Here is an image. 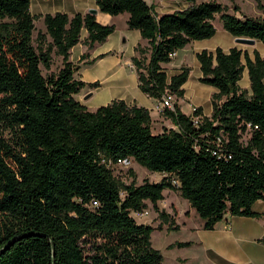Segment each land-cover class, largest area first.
<instances>
[{
	"label": "trees",
	"instance_id": "1",
	"mask_svg": "<svg viewBox=\"0 0 264 264\" xmlns=\"http://www.w3.org/2000/svg\"><path fill=\"white\" fill-rule=\"evenodd\" d=\"M30 1L0 0V264H162L150 243L154 228L132 214L147 203L156 208L165 190L176 191L206 231L225 215L264 219L252 209L264 201V58L257 51L195 53L197 81L216 90L210 116L201 107L185 115L174 105L161 113L174 128L153 133L143 107L112 100L90 112L76 99L99 83L78 79L72 48L81 43L91 50L115 27L88 13L45 14V33L33 42ZM93 1L102 14H126L127 29L146 41L131 64L138 90L153 100L183 98L191 69L168 76L165 66L190 43L212 38L216 17L234 40L264 46V13L237 16L236 6L231 14L214 1L184 0L183 10L155 14L145 0ZM256 3L264 10V0ZM52 54L61 59L56 72ZM244 71L248 89L239 86ZM119 161L164 177L125 184L111 169ZM157 213V230L164 223L178 229L168 214Z\"/></svg>",
	"mask_w": 264,
	"mask_h": 264
},
{
	"label": "rangeland",
	"instance_id": "2",
	"mask_svg": "<svg viewBox=\"0 0 264 264\" xmlns=\"http://www.w3.org/2000/svg\"><path fill=\"white\" fill-rule=\"evenodd\" d=\"M203 1L219 3L226 7L231 14L234 13L232 7L236 6L240 10V13L236 14L237 16L244 15L252 18H261L264 13V10L257 6L256 0H200L199 2ZM146 2L153 7L155 14L171 13L187 7L184 0H146ZM30 12L37 17L34 21V32L32 34L34 42L38 33H45L43 25V16L45 14L64 12L70 16V0H31ZM98 16L99 19H102L106 15L98 13ZM126 19V14L116 17L107 16L105 25H113L115 31L105 43L97 45L91 51H88L86 46L79 43L71 50L69 61L80 66L78 79L86 83H99L98 87L90 90L84 88L76 95V99L90 112L114 99L123 98V96L127 95L131 96L136 91L139 92L136 73L131 71L132 65L130 63L131 59L137 56L135 49L138 46L143 47L139 43L143 39L140 37L136 40V37L132 34L133 32L127 29ZM213 25L216 33L212 38L190 43L184 49L178 51L173 56L171 63L165 66L168 76L177 74L182 66L191 69L186 84V89L191 99L189 103L184 104L185 110H189L188 104H193L194 101L199 102L205 112L210 108V104L207 103V93L198 89L201 84L197 81L200 71L194 57L196 52L202 49L214 50L217 47L228 51L230 48L236 47L247 51L249 54L255 50L264 58V46L262 44L258 42H255L253 46L236 44L235 40L222 28L218 17L215 18ZM87 52L89 56L85 60L78 62L81 55ZM103 54H107V56L96 60L92 65L85 64V62ZM127 62L130 63L127 65ZM60 67L61 59L52 54L51 72H56ZM239 86L242 89H248L249 87L246 71L242 73ZM209 89H212L213 92L215 91L213 88ZM85 97L88 98L84 101ZM147 106L153 108V104L150 102H147ZM150 116L155 119L152 123V132L159 133L163 128L160 126L159 120L156 119V113L150 111ZM8 136L9 134L5 132V137ZM111 169L113 175L125 184L130 183L132 180L135 181L136 185H140L144 181L159 182L164 177L160 173L149 172L132 161L117 163L112 165ZM130 171L133 177L130 175ZM161 210L174 220V226H178V229L168 230V223H164L161 230H157V227L161 224L157 211ZM132 217L136 223L150 225L154 228L150 243L151 247L161 254L162 264H224L223 261L227 259L239 260L240 255L233 251L232 247L224 243L217 244L218 235L216 231L203 230L202 220L176 191L165 190L164 200L158 203L156 208L147 203V208L142 213H133ZM178 243L187 245L179 248L177 246Z\"/></svg>",
	"mask_w": 264,
	"mask_h": 264
},
{
	"label": "crops",
	"instance_id": "3",
	"mask_svg": "<svg viewBox=\"0 0 264 264\" xmlns=\"http://www.w3.org/2000/svg\"><path fill=\"white\" fill-rule=\"evenodd\" d=\"M89 9H94L97 11L96 15H95L97 22H99L102 25L106 24L107 16H109V15H106V16L102 17V19H99L98 13H100V12L98 11V8L96 7L94 1H91V0H70V16H72L76 13L85 14V13H87V11ZM62 13H64V12H62ZM127 18H128V16H127ZM126 21H127V19H126ZM84 32H85L84 30L81 32V40H83L86 37V32H85V34H84ZM130 32H133L132 34H134V36L136 37V40H138V38H140V35L137 31H130ZM139 43L142 46L146 45L145 40H140ZM96 47L97 46H95L93 49H95ZM93 49H91V50H93ZM91 50H88V51H91ZM202 50H204V49H202ZM207 50L213 51V50H209V49H207ZM87 54H88V52H87ZM128 63H130V62H127L126 64L128 65ZM131 71L134 72L133 66L131 68ZM197 77L199 78L200 76H197ZM186 84H187V82L182 87L184 89L183 98L182 99H176L174 96H172L171 97L172 105L173 106L177 105L179 110L185 115L191 114L193 108L201 107L203 115L204 116H210V114L212 112L210 99H211V95L214 94L216 92V90L213 88L215 90L213 92L212 89H209L212 87H209V86L204 87V85H201V87L198 88L199 90H202L205 93H207V96H208L207 103L210 104V108L208 109L207 112H205V110L203 109V107L200 105L199 102H195V101L193 104H188L190 107V108L188 107L189 110H185L184 104L189 103V101L191 99V97H189L188 90L186 89ZM114 100H123L127 104H134V105L143 107V108L149 110V112L154 111V113H156V116H157L156 119L159 120L160 126L162 128H166V129L174 128V126L171 124L170 120L166 119L164 116L161 115V113L158 114L154 110L155 106L158 104L159 101L146 97L140 91L139 92L136 91L131 96L127 95V96H123V98H117ZM147 102H150L151 104H153V108H150L149 106H147ZM151 120L153 123V120H155V119L151 118ZM252 209L254 212L264 214V201L256 202L253 205ZM214 231H216L217 235H218L217 236V239H218L217 244H223L224 243V244L232 247L233 251H235L238 255L242 256V258H240V256H239V258H238L239 260H237V259L236 260H230V259L225 260L224 259L225 260V261H223L224 264H264V244H260L257 242L259 239H264V219L232 217L230 215H225L223 217V219L215 225Z\"/></svg>",
	"mask_w": 264,
	"mask_h": 264
},
{
	"label": "built area",
	"instance_id": "4",
	"mask_svg": "<svg viewBox=\"0 0 264 264\" xmlns=\"http://www.w3.org/2000/svg\"><path fill=\"white\" fill-rule=\"evenodd\" d=\"M132 65V64H131ZM132 68V66H131ZM171 97L168 96H163L162 99L158 102V104L155 106V111L160 114L162 113L164 110L168 109L173 111V105L171 102ZM193 110V109H192ZM127 161H119L118 163H126Z\"/></svg>",
	"mask_w": 264,
	"mask_h": 264
},
{
	"label": "water",
	"instance_id": "5",
	"mask_svg": "<svg viewBox=\"0 0 264 264\" xmlns=\"http://www.w3.org/2000/svg\"><path fill=\"white\" fill-rule=\"evenodd\" d=\"M96 12H97L96 10L90 9L88 10L87 13L91 15H96ZM235 43L239 45L253 46L255 44V41L251 39H245V38H236ZM87 98L88 97H85V99L83 100L85 101Z\"/></svg>",
	"mask_w": 264,
	"mask_h": 264
}]
</instances>
